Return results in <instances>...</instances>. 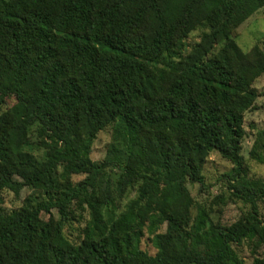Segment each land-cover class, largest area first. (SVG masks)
Segmentation results:
<instances>
[{
    "label": "trees",
    "instance_id": "obj_1",
    "mask_svg": "<svg viewBox=\"0 0 264 264\" xmlns=\"http://www.w3.org/2000/svg\"><path fill=\"white\" fill-rule=\"evenodd\" d=\"M263 8L0 0V264H247L244 245L264 264V179L243 153L264 37L247 52L236 41ZM101 133L110 141L95 161ZM214 153L232 168L201 200L189 185L210 193ZM249 159L264 166V128ZM25 190L3 208L5 192Z\"/></svg>",
    "mask_w": 264,
    "mask_h": 264
},
{
    "label": "rangeland",
    "instance_id": "obj_2",
    "mask_svg": "<svg viewBox=\"0 0 264 264\" xmlns=\"http://www.w3.org/2000/svg\"><path fill=\"white\" fill-rule=\"evenodd\" d=\"M196 37V34H194ZM264 37V8L248 19L239 29L237 43L242 48L243 51L247 52L256 43L262 40ZM256 89L258 90L259 97L256 102V107L249 111L245 116V129L248 132V136L244 141V156L248 160L250 171L249 174L253 178L264 179V166L256 163L249 159V151L252 146L254 136L257 130L264 128V77L260 78L256 84ZM10 105L14 104L13 100H9ZM110 141V135L108 133H101L99 138L96 140L94 145V152L92 154V159L97 161L101 160L106 153L107 145ZM232 168V164L224 160L221 155L214 153L209 158L207 164L205 165L204 174L207 179V183L213 187L210 188V193L199 194V186L189 185L192 194L199 197L201 200H205L211 197L210 194L216 195L220 191V178L221 175L228 172ZM29 194L28 190H25L21 197H16L12 192H5L3 194L4 205L3 208L6 211L16 209L21 205V201L26 195ZM262 213L264 215V203L262 204ZM244 209L243 204H230L226 207L223 214V221L226 223H231L235 221ZM73 228H68V236L75 239L78 235L79 224L74 223ZM143 248L150 253H154L155 249L152 245L145 240ZM240 255L246 260L247 264L252 261L251 253L249 247L244 245L239 248Z\"/></svg>",
    "mask_w": 264,
    "mask_h": 264
}]
</instances>
